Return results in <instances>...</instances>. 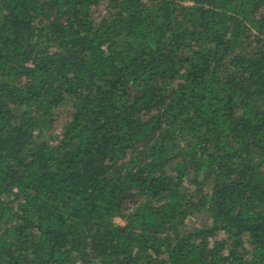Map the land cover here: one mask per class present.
Here are the masks:
<instances>
[{
	"label": "trees",
	"instance_id": "trees-1",
	"mask_svg": "<svg viewBox=\"0 0 264 264\" xmlns=\"http://www.w3.org/2000/svg\"><path fill=\"white\" fill-rule=\"evenodd\" d=\"M0 264H264V0H0Z\"/></svg>",
	"mask_w": 264,
	"mask_h": 264
},
{
	"label": "rangeland",
	"instance_id": "rangeland-1",
	"mask_svg": "<svg viewBox=\"0 0 264 264\" xmlns=\"http://www.w3.org/2000/svg\"><path fill=\"white\" fill-rule=\"evenodd\" d=\"M117 221H118L119 223H123V221H122L121 219H117Z\"/></svg>",
	"mask_w": 264,
	"mask_h": 264
}]
</instances>
